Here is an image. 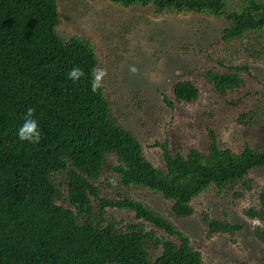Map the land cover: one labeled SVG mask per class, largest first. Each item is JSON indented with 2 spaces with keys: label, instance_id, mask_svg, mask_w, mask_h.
Instances as JSON below:
<instances>
[{
  "label": "trees",
  "instance_id": "16d2710c",
  "mask_svg": "<svg viewBox=\"0 0 264 264\" xmlns=\"http://www.w3.org/2000/svg\"><path fill=\"white\" fill-rule=\"evenodd\" d=\"M110 1L159 14L212 16L223 25L226 43L248 39L255 42L245 51L264 48V0ZM61 22L58 0H0V264H204L187 233L123 189L160 193L172 202L173 217H191L196 199L212 189L221 197L240 196L238 187L252 190L251 172L264 169V145L235 152L211 131L207 152L173 154L167 142L157 143L164 159L158 166L116 120L105 88L91 91V69L99 66L92 41L65 39ZM74 66L86 73L76 83L67 79ZM244 69L211 70L207 77L225 95L244 86ZM173 92L179 103L200 97L191 80H179ZM29 107L42 131L37 145L17 136ZM107 173L117 176V196L102 195ZM257 200L245 213L261 222L255 236L264 259V187ZM108 209L132 212L139 222L121 227L107 218ZM201 219L209 235L242 229L207 211Z\"/></svg>",
  "mask_w": 264,
  "mask_h": 264
},
{
  "label": "rangeland",
  "instance_id": "374dc122",
  "mask_svg": "<svg viewBox=\"0 0 264 264\" xmlns=\"http://www.w3.org/2000/svg\"><path fill=\"white\" fill-rule=\"evenodd\" d=\"M58 1L62 19L59 33L65 39L78 36L92 41L99 67L109 73L104 88L114 117L140 140L155 164L164 166L163 151L157 143L167 142L173 154H187L192 148L207 152L211 131L221 147L235 152L247 144L264 145V48L255 44L249 52L244 49L255 41L226 43L221 22L204 14H159L149 7L126 8L110 0ZM132 64L139 69L138 75L130 74ZM233 66L247 67L241 71L244 86L223 95L209 82L207 73L227 72ZM179 80H191L199 87L198 100L176 101L173 86ZM167 99L174 105L170 106ZM250 178L254 188L245 191L238 187L240 196L230 193L221 197L212 189L198 197L196 213L187 218L173 217L172 202L160 193L139 188L123 191L187 233L204 264H264L263 245L255 236L261 222L245 213L258 204L264 169L252 171ZM101 189L104 196H117V176L107 173ZM203 211L240 224L242 229L209 235L201 219ZM107 218L121 227L139 222L134 213L120 209H108ZM157 234L167 237L163 231L157 230Z\"/></svg>",
  "mask_w": 264,
  "mask_h": 264
},
{
  "label": "clouds",
  "instance_id": "9594fccd",
  "mask_svg": "<svg viewBox=\"0 0 264 264\" xmlns=\"http://www.w3.org/2000/svg\"><path fill=\"white\" fill-rule=\"evenodd\" d=\"M129 72L132 75H138L139 69L135 64L129 65ZM109 73L106 68L94 66L91 69V91L93 94L101 92L104 87V81L108 77ZM86 76V73L79 66H74L67 74V79L72 80L74 83L79 82ZM36 109L29 107L24 114V122L17 130V136L20 141L27 142L33 145H37L41 142L42 131L39 123L35 118ZM115 183V181H112Z\"/></svg>",
  "mask_w": 264,
  "mask_h": 264
}]
</instances>
